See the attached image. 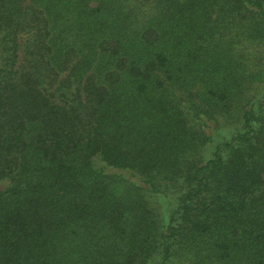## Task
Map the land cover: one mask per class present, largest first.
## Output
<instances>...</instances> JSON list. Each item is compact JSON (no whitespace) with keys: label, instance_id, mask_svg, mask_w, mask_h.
I'll list each match as a JSON object with an SVG mask.
<instances>
[{"label":"trees","instance_id":"trees-1","mask_svg":"<svg viewBox=\"0 0 264 264\" xmlns=\"http://www.w3.org/2000/svg\"><path fill=\"white\" fill-rule=\"evenodd\" d=\"M0 264H264V0H0Z\"/></svg>","mask_w":264,"mask_h":264},{"label":"rangeland","instance_id":"rangeland-1","mask_svg":"<svg viewBox=\"0 0 264 264\" xmlns=\"http://www.w3.org/2000/svg\"><path fill=\"white\" fill-rule=\"evenodd\" d=\"M217 128L219 127V133L223 136V134L225 136H228V132H229V128H230V124L228 123V121L224 120V119H221L220 121H217ZM215 123V124H216ZM227 123V125L225 124ZM213 136H214V139H218L219 140L221 139L220 136L218 135V133L216 132H213L212 133ZM223 138V137H222ZM215 142V141H214ZM213 141L211 142H207L204 146H203V151L205 154L208 153V150L211 149V146L213 145L214 143ZM157 199H154L153 196L151 195L150 196V204L155 207V209L157 211H168L171 204H172V200H171V197H172V193L168 194L167 196H164V195H160L159 196H156Z\"/></svg>","mask_w":264,"mask_h":264}]
</instances>
